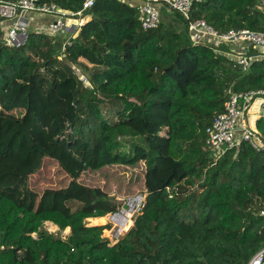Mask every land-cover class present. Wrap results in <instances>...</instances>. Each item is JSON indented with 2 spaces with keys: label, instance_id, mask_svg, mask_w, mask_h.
<instances>
[{
  "label": "trees",
  "instance_id": "16d2710c",
  "mask_svg": "<svg viewBox=\"0 0 264 264\" xmlns=\"http://www.w3.org/2000/svg\"><path fill=\"white\" fill-rule=\"evenodd\" d=\"M44 4L72 15L84 1ZM259 7L204 0L188 21L164 6L144 30L138 0H97L74 34L35 29L43 15L29 14L17 47L0 17V264H249L264 251V152L242 142L217 160L205 133L229 93L264 90V58L244 72L230 46L189 32L204 20L221 35L264 33ZM253 124L264 142V115ZM139 195L114 245L89 225Z\"/></svg>",
  "mask_w": 264,
  "mask_h": 264
},
{
  "label": "built area",
  "instance_id": "2783aa9c",
  "mask_svg": "<svg viewBox=\"0 0 264 264\" xmlns=\"http://www.w3.org/2000/svg\"><path fill=\"white\" fill-rule=\"evenodd\" d=\"M41 0H19L5 2L0 0V17L9 22L5 34V42L9 47L24 45L28 37L30 22L28 14L39 13L51 16L54 20L49 24L48 30L53 35L64 31L75 32L90 19L84 12L90 10L97 0H83V10L77 14L69 15L56 4L40 5ZM140 2L141 22L144 30L158 28L162 23V8L180 14L190 20L193 6L204 0H138ZM260 9H264V0H259ZM189 32L196 42H209L214 47L230 46L235 54L238 65L244 72L248 71L252 62L264 58V33H256L248 29L231 30L223 35L219 34L204 20L190 22ZM250 49L260 52L249 55ZM85 81V79L83 80ZM261 102L260 108L264 110V90L244 93H229L225 111L214 118L206 128V146L219 160L228 150L238 149L242 142H248L258 152H264V142L257 130L250 126L248 117L256 103ZM138 196L129 203V207L139 215L144 207L146 195ZM144 201V202H143ZM264 217V210L261 214ZM112 221L122 225L128 219L120 213L111 217ZM264 251H261L249 264H263Z\"/></svg>",
  "mask_w": 264,
  "mask_h": 264
},
{
  "label": "rangeland",
  "instance_id": "374dc122",
  "mask_svg": "<svg viewBox=\"0 0 264 264\" xmlns=\"http://www.w3.org/2000/svg\"><path fill=\"white\" fill-rule=\"evenodd\" d=\"M29 16V14L27 15V17ZM181 15L180 14H178V13H173V17L175 18V19H178V20H180L181 19V17H180ZM40 18V19H43V20H46V19H48V17L47 16H45V15H43V16H39V15H35V14H33V15H31V24L32 25H34V22H35V19L34 18ZM87 20H89V19H87ZM42 31H45L44 29L42 30ZM82 80H84V78H82ZM73 87V85L70 87V88H68V89H64V92H62V93H67V92H69V90L71 89ZM23 111H16V112H14V114H16V115H23ZM264 115V110L263 111H261V114H259V113H251L250 115H249V123L250 124H252V122L254 121V120H256V118H257V115H258V117H260L261 115ZM156 131V130H155ZM160 136H162V137H164V136H166L167 135V133H166V130L164 129V130H159L158 132H157ZM140 196V195H139ZM144 196L145 195H143V197L142 198H144ZM138 196H136V197H134L135 199L137 198ZM134 198H130V199H127V200H125V201H120L119 202V207H120V209L118 210V213H120L123 217H126L128 220L127 221H129V220H132L133 221V224H134V222H135V219L137 218V213H135L130 207H129V203H131V201L132 200H134ZM144 202V201H143ZM125 206H127L126 208H125ZM118 213H116V214H118ZM116 214H111V215H108L107 217H105L106 218V221L105 222H95V221H92V220H88V223H89V225L90 226H106V227H108V229L107 230H105L104 231V238H107L109 241H110V243H111V245H114L115 243H117L118 241H120L123 237H124V235L132 228H130L128 231L127 230H123L124 228H125V226H126V223H127V221H125L122 225H119V224H117L115 221H112V219H111V217L113 216V215H116ZM129 216V217H128ZM95 224V225H94ZM54 225H52L51 223H47V224H45V229L47 230V231H49L50 233H53L54 235H56V236H60V237H62V238H64V239H66L71 233H67V232H65V231H63V232H61L60 230H59V228L58 227H53ZM122 226V227H121ZM134 226V225H133ZM53 227V228H52ZM54 229V230H53ZM71 232V231H70ZM118 236V237H117Z\"/></svg>",
  "mask_w": 264,
  "mask_h": 264
},
{
  "label": "crops",
  "instance_id": "0c3cea01",
  "mask_svg": "<svg viewBox=\"0 0 264 264\" xmlns=\"http://www.w3.org/2000/svg\"><path fill=\"white\" fill-rule=\"evenodd\" d=\"M49 22H45V21H43V19H37V18H35V22H34V25H32L33 26V28H35V29H39V30H47V28H48V26H49V24H48ZM70 33L71 34H74V32L73 31H70ZM260 104H261V102H258V103H256V105L254 106V108H253V110H252V112L251 113H259V114H261V111H263L261 108H260ZM257 118H258V115H257ZM256 118V119H257ZM255 121V120H254ZM253 121V122H254ZM253 122H252V124H250V126H252L253 128H254V124H253ZM90 220V219H89ZM134 225V224H133ZM133 227V226H132Z\"/></svg>",
  "mask_w": 264,
  "mask_h": 264
},
{
  "label": "bare ground",
  "instance_id": "6f19581e",
  "mask_svg": "<svg viewBox=\"0 0 264 264\" xmlns=\"http://www.w3.org/2000/svg\"><path fill=\"white\" fill-rule=\"evenodd\" d=\"M129 217V216H128ZM90 220H92V221H95V222H105L106 221V218L104 217V218H100V219H90ZM126 223V222H125ZM52 225H54V224H52ZM95 225V224H94ZM133 226V221L132 220H129V221H127V223H126V226H125V228L123 229L124 231L125 230H129L131 227ZM53 227H55L56 228V226H53ZM52 227V228H53ZM122 227V226H121ZM54 230V229H53ZM71 231V229L69 230H66L65 232H67V233H71L70 232Z\"/></svg>",
  "mask_w": 264,
  "mask_h": 264
},
{
  "label": "water",
  "instance_id": "95a60500",
  "mask_svg": "<svg viewBox=\"0 0 264 264\" xmlns=\"http://www.w3.org/2000/svg\"><path fill=\"white\" fill-rule=\"evenodd\" d=\"M127 206H125V208H126ZM118 237V236H117Z\"/></svg>",
  "mask_w": 264,
  "mask_h": 264
}]
</instances>
